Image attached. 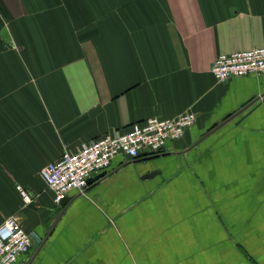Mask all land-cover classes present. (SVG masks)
I'll return each instance as SVG.
<instances>
[{
	"label": "crops",
	"instance_id": "0c3cea01",
	"mask_svg": "<svg viewBox=\"0 0 264 264\" xmlns=\"http://www.w3.org/2000/svg\"><path fill=\"white\" fill-rule=\"evenodd\" d=\"M260 47L264 0H0V225L32 236L16 264H264V76L210 73ZM183 113L180 140L115 157L63 206L39 177Z\"/></svg>",
	"mask_w": 264,
	"mask_h": 264
},
{
	"label": "built area",
	"instance_id": "2783aa9c",
	"mask_svg": "<svg viewBox=\"0 0 264 264\" xmlns=\"http://www.w3.org/2000/svg\"><path fill=\"white\" fill-rule=\"evenodd\" d=\"M218 83L250 75L264 76V47L218 55L210 66ZM195 123V115L183 113L171 119L151 117L134 123L127 130L112 131L80 145L64 150L54 162L39 170V177L54 194V203L70 192L83 193L95 174L106 172L117 156L137 159L141 154H161L169 141L180 140ZM24 202L29 195L21 191ZM32 236L25 232L15 216L0 225V264H16L29 253Z\"/></svg>",
	"mask_w": 264,
	"mask_h": 264
},
{
	"label": "water",
	"instance_id": "95a60500",
	"mask_svg": "<svg viewBox=\"0 0 264 264\" xmlns=\"http://www.w3.org/2000/svg\"><path fill=\"white\" fill-rule=\"evenodd\" d=\"M157 155H152V156H148V154H141L139 156V160H150V159H153L154 157H156ZM154 173H149L146 175V177H149V176H152ZM93 181V179L89 180L88 183L90 184L91 182ZM69 197H64L61 201H60V205L63 206L65 203H66V200L68 199Z\"/></svg>",
	"mask_w": 264,
	"mask_h": 264
}]
</instances>
